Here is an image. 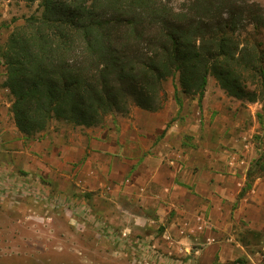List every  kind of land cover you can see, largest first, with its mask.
<instances>
[{"label":"trees","instance_id":"trees-1","mask_svg":"<svg viewBox=\"0 0 264 264\" xmlns=\"http://www.w3.org/2000/svg\"><path fill=\"white\" fill-rule=\"evenodd\" d=\"M19 1L37 3L38 14L6 38L2 87L26 139L52 119L91 127L132 107L155 112L162 84L175 77L176 103L178 92L200 103L208 76L250 103L258 95L249 85L264 86V51L241 39L248 27L264 28L263 10L250 0Z\"/></svg>","mask_w":264,"mask_h":264},{"label":"crops","instance_id":"crops-1","mask_svg":"<svg viewBox=\"0 0 264 264\" xmlns=\"http://www.w3.org/2000/svg\"><path fill=\"white\" fill-rule=\"evenodd\" d=\"M166 92L168 103L162 110L135 107L71 133L46 128L34 141L20 135L18 141L11 137L5 142L12 140L6 145L18 148L25 173L54 186L48 199L67 211H94L97 218L90 222L113 244L126 239L131 251L142 252L154 264H212L224 258L236 215L228 203L238 201L245 184L251 143L219 114L217 140L199 139L194 133L187 146L183 138L188 125L173 119L178 112L174 91ZM2 99L0 123L4 115L11 118ZM12 129L17 135L14 123ZM261 185L254 182L257 188L248 194L255 195ZM236 212L245 214L242 206ZM75 217L71 220L77 224ZM83 217L84 225L88 218ZM96 243L90 241V248ZM191 251L195 255L186 257Z\"/></svg>","mask_w":264,"mask_h":264},{"label":"rangeland","instance_id":"rangeland-1","mask_svg":"<svg viewBox=\"0 0 264 264\" xmlns=\"http://www.w3.org/2000/svg\"><path fill=\"white\" fill-rule=\"evenodd\" d=\"M250 1L258 4L264 13V0ZM37 14V3L0 0V94L3 95L0 97L4 98L2 104L10 106L12 100L8 90L5 92L2 87L4 67L1 52L4 43L13 29L24 25L29 16ZM244 38L250 45H260L264 51V28L254 30L248 27L241 36V39ZM162 85L166 95L159 110L164 109L168 103L166 89L172 95L174 86H178L177 77L173 81L168 79ZM248 89L258 95L254 103L227 96L215 80L208 76L200 103L197 96L180 92L177 93L178 103L173 99V105L178 107L173 119L181 118L180 120L188 125L183 138L187 146L194 133L199 139L217 140L214 126L221 123L220 116L217 117L219 114L225 118V125L228 124L229 128L236 130V135L239 132V137L243 136L251 143L250 150L253 154L247 157L245 184L239 193L238 201L234 204L228 203V207L236 215L232 218L227 237L228 245L223 248L221 254L224 258H217L212 264H224L237 259L242 261L239 264H264V86L258 83L256 87L249 85ZM7 118L8 115H4L0 123V264H154L150 262V258L144 257L142 252L131 251L132 245L128 244L126 239L123 243L118 240L113 244L110 237H103L102 228L90 222L97 218L93 216L94 211H67L61 203L48 199L46 194H54V186L40 177L38 180L32 173H25L19 167L22 158H19L18 148L6 145L12 141L5 142L6 139L12 137L14 141H18L21 135L19 132L16 135L12 129V116ZM76 127L78 126L52 119L47 128L54 132L71 133L76 131ZM37 137L27 140L34 141ZM220 180L225 182L223 177H220ZM254 182L255 185L261 183V189L255 195L248 194L257 188L253 186ZM241 206L245 214L236 212ZM76 214L77 224L71 220L76 218ZM82 214L85 215L84 219L88 218L84 225ZM101 236L103 242L99 243ZM117 236L119 235H114L116 238ZM90 241L97 242L93 249L90 248ZM133 246V249H138L135 244ZM194 255L191 251L186 257L192 258Z\"/></svg>","mask_w":264,"mask_h":264}]
</instances>
